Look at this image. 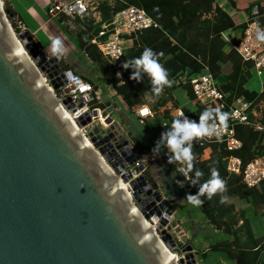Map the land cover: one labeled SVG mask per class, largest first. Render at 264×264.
<instances>
[{"label":"water","instance_id":"1","mask_svg":"<svg viewBox=\"0 0 264 264\" xmlns=\"http://www.w3.org/2000/svg\"><path fill=\"white\" fill-rule=\"evenodd\" d=\"M17 17L0 2V264H200L195 242L180 245L172 237L170 202L147 180L144 160L113 118L107 126H87L89 146L56 112L59 102L44 79L54 89L66 82L59 59L29 30L17 37ZM16 38L31 63L22 58ZM64 104L77 112L70 98ZM78 121L86 126L91 115L85 110ZM136 163L140 175L132 178ZM117 176L130 185L136 205ZM159 181L168 197L187 199L178 177ZM148 232L155 239L160 234L170 251L181 246L180 260L168 259Z\"/></svg>","mask_w":264,"mask_h":264},{"label":"trees","instance_id":"2","mask_svg":"<svg viewBox=\"0 0 264 264\" xmlns=\"http://www.w3.org/2000/svg\"><path fill=\"white\" fill-rule=\"evenodd\" d=\"M228 1L237 11L251 18L255 16L260 23H264L262 10L257 15L252 13L260 0ZM128 4L144 8L159 24V27H152L138 34L134 45L126 50L123 60L139 57L146 47L161 54L158 56V62L167 70L168 79L172 84L170 87L165 86L158 97L153 96L150 78L146 74L139 82L130 79L132 69H124L121 66L123 61L115 67L111 66L92 42L102 23H110L113 16ZM4 6L6 12L16 14L18 20L23 21L8 0H4ZM96 9L100 13L97 22H94V19L75 20L79 48L98 65L103 78L117 91L132 114H136L140 105H147L146 98L142 95L148 90L154 100L151 109L155 117L149 120L146 126L152 132L162 133L170 127L174 119L172 114L179 106L172 92L176 88H182L195 106L194 110L187 106L181 107L189 119L198 122L200 114L205 109H212L213 118L209 122L234 128L236 136L242 141V147L235 153L241 157L244 164L264 153V129L255 128L256 122L264 126V114L258 116L259 106L264 102V81L260 92L246 88V83L252 76L253 64L249 60H244L235 46L230 48L227 46L224 32L236 27V24L230 14L215 0H98ZM59 21L65 23L66 29L69 28L68 17L61 16ZM12 24L19 32L17 21H12ZM237 27L242 33L246 24ZM237 41L236 39L234 42ZM60 67L68 69L64 65ZM204 67L216 77L218 88L224 96L223 100L215 101L211 105L196 98L188 80L182 82L185 72L189 75L196 74L202 72ZM220 76H223L225 81L220 82L218 80ZM138 91L141 93V101L135 97ZM240 97L251 103L247 111L249 123L232 121L229 117L232 104ZM139 102L140 105L137 107ZM220 114L225 116L223 122L218 118ZM163 122H166V127H163ZM135 146L134 148L138 150L141 143ZM142 150L143 152L141 149L138 150L140 156L143 153L148 155L150 146L144 145ZM191 152L193 156L191 170L179 162L169 164L189 194L197 193L199 186L210 178V169L213 167L225 181L226 190L223 193L218 192L211 199L205 195L198 197L203 201L198 206L199 212L215 231L226 236L225 239L209 244L208 250L224 254L234 264H264V236L255 235L248 210L243 207L244 202L252 203L255 214H259V209H264V180L257 186L248 187L240 175L230 174L227 170L230 152L224 140L205 141L201 137L194 138L191 141ZM144 164L147 167L145 159ZM182 165L189 170L188 179L179 171ZM197 169L202 172V176L199 177L197 184L193 185L192 179ZM145 174L148 181L157 187L148 167L145 168ZM221 196L226 197L223 203L220 202Z\"/></svg>","mask_w":264,"mask_h":264},{"label":"built area","instance_id":"3","mask_svg":"<svg viewBox=\"0 0 264 264\" xmlns=\"http://www.w3.org/2000/svg\"><path fill=\"white\" fill-rule=\"evenodd\" d=\"M252 13L253 15H257L258 11L253 9ZM48 14L51 18H55L56 20L61 16H66L71 20L79 18L81 20L94 19V22L98 21L95 16L96 7L88 0H50ZM15 21H17V24H20L24 31L27 30L22 20H18L17 17ZM61 23L65 24L64 22ZM244 23L246 24L245 29L237 39L238 41L232 43V46H235L238 54L244 60L251 61L253 70L258 75L262 76L264 75V41L256 40V31L259 29L261 32H264V23H260L255 16L251 18L249 15H246ZM20 26L18 27L20 28ZM152 27H159V24L144 8L128 4L113 16L110 23H102L100 30L94 36L92 42L96 45L106 61L117 66V64L124 60L125 52L128 49V42L131 41L134 43L138 34ZM62 72L66 82L58 89H54L49 79L46 77L44 79L45 83L53 92L61 108L69 112L77 129H79L87 141H90V136L86 129L87 126H90L92 123L107 126V121L109 118H112L111 113L106 112L110 105H105L100 101L98 89L95 84L86 77L80 75L71 68L62 69ZM59 80L63 81L62 78ZM188 81L199 101L211 105L215 101L223 100L224 96L218 88V81L216 77L208 71L207 67H205L203 72L191 75ZM68 98H70L71 103H74L75 106L78 107L77 112L73 113L72 109H68L67 105L64 104V100ZM250 106L251 103L246 101L243 97L238 98L229 110L230 119L232 121L249 123L247 111ZM85 110L91 115V122L86 126H82L78 121V117L83 115ZM180 112H183L186 116L183 109L178 107L172 114L173 118H177ZM136 115L141 119H153L155 117L153 110L148 105H140L137 108ZM209 124H212L217 131L211 137L205 136L201 138L205 141H225L227 150L230 152L227 158L228 172L230 174L240 175L242 181L248 187L260 184L264 180V153L244 164L241 157L235 153L242 147V141L236 136L234 128L219 123L209 122ZM162 125L163 127L167 126L166 122H163ZM255 128L263 130L264 126L256 122ZM136 166H138V164ZM132 167H130L131 171ZM179 169H183V171L180 172L188 179L189 170L184 165ZM134 177L135 176L132 175V178ZM127 185L130 187L129 184ZM176 254L178 255L177 252Z\"/></svg>","mask_w":264,"mask_h":264},{"label":"crops","instance_id":"4","mask_svg":"<svg viewBox=\"0 0 264 264\" xmlns=\"http://www.w3.org/2000/svg\"><path fill=\"white\" fill-rule=\"evenodd\" d=\"M8 1L13 6V8L16 10V12H18V14L21 16V18L23 19V22H25V24H27L26 25L28 27L27 30H29L34 35V38L37 41H39L42 45L43 43L40 41V39H38L36 37L37 33H40L42 30H44L43 27L45 28L46 25L43 26V24H47L48 21H51L54 18H51L49 16V14L47 13L48 19H45L44 22H40L41 20L39 21V17H37V15H36V13L38 11L37 8H39V7H38V4L35 0H8ZM63 1H69V0H63ZM88 1L95 7L98 4V0H88ZM215 2L230 14V16L232 17V19L234 20V22L236 24V27L225 31L224 35H223L224 39L227 42V46L230 48V47H232V43H234V41L240 37V35H241L240 29L237 26L240 24H243L245 22V18H246L247 14L240 13L239 11H237L234 7H232L231 3L228 0H215ZM48 6H49V0H48ZM47 9H48V7H47ZM254 9H256L258 12H260L261 10L264 12V0H260L259 4L256 7H254ZM95 16H96V20L100 19V13H99L98 9H96V15ZM209 16H210V14H209ZM57 21L60 24H62L59 21V19H57ZM30 24L35 25L33 30L31 29ZM62 26H65V25L62 24ZM54 32H56V33H54V36L52 33H49V35L51 37H47V39H46V40H48V46H45L46 45L45 43H44L45 45L44 44L42 45V46L46 47L47 49H49L50 53H51V47H50L51 40L57 38L58 34H60L59 37H62L60 30L58 33H57V31H54ZM66 33H67V39H65V38L60 39L58 37L62 41L63 47L65 49V56H64V58L59 57V62H60L59 64L61 66L62 65L67 66L68 68L73 69L75 72L77 71V73L79 72L82 76L86 77L88 80L93 82L95 84L96 88L98 89L99 96H101L100 95L101 94L100 84L104 80L105 85H107L110 88L109 89V96L107 99H104V100H102L101 97H99V98H100V101H102L105 105H110V106L112 105V106L116 107V108H114V111L111 113L113 120L116 122L117 119L114 117V113L120 112L121 106L123 104L125 106H127L126 103H124L123 100H122L123 104H122V102H120L121 96L108 83V81H106L103 78V75L100 73V71L96 72L98 74L96 80L92 79L91 73L89 72V70L87 71V69L84 65H86L88 63L90 65H93L96 63L93 62V60L85 52L80 50L79 44H78L79 42L77 39L78 38L77 32L74 31L72 33V32H70V29L68 28ZM35 34H36V36H35ZM64 36H66V35L64 34ZM174 43H175V41H174ZM133 45H134L133 42H131V41L128 42V48L132 47ZM70 46H72V47H70ZM79 51H81L83 55H80L78 53ZM83 56L86 57V59ZM110 65L115 67L112 64H110ZM83 66H84V68H83ZM96 66L98 67L97 64H96ZM204 70H205V67H204ZM192 75H194V74H192ZM190 76L191 75H189L187 72H185L183 75V78H182V82L185 80H188V78ZM253 76H254V72L252 71V76L249 78L248 82L246 83V88H248L250 90H256L258 92L262 91L264 78L260 77L259 82L250 86L249 82H250V80H252ZM257 77H259V76H257ZM115 95H116L118 100H115L112 98ZM172 96H173L174 100L176 102H178L179 108H181L183 106H187L191 110L195 109L194 104L192 103L191 99L189 98V96L187 95V93L184 89L176 88L175 90H173ZM116 104H117V106H115ZM134 116L136 119H138L140 121V123H144L145 125L147 122H149V120L154 119V118L153 119H141L136 114H134ZM258 116H260V115H258ZM126 124H127V126L131 127V125L129 123H126ZM119 128L123 129L124 132L126 130L125 126H119ZM160 134H161V132L160 133H154V136L157 137V139H159ZM126 136H128V135H126ZM129 140H130V142H133V146L136 143H140L139 137L132 138V139L129 137ZM142 144H144V143H142ZM145 144L150 146V148L152 150L151 145H149L147 143H145ZM144 145H142V146H144ZM135 148H136V146H135ZM149 154L152 155L153 152L150 151ZM166 154H167V149L165 147L163 150L160 149L159 155L157 153L153 154V157H154L153 158V162H154L153 167H154L155 177H157L159 180L163 179V178H166L168 180L170 178L171 174H172V177L177 176V174L171 170L169 163L167 162ZM176 189H178V188H176ZM187 202H189V201H187ZM189 205L184 203V205L182 207H184V210L185 209L187 210L188 209L187 206H189ZM189 207L191 208L192 206H189ZM243 207H245L248 210V214L251 218V224H252V228H253L255 235L257 237L264 236V209H259V211H258L259 214H255L252 203L244 202ZM191 213H192V216H194V220L196 223H200L203 226H204V223H206V227H204V233H201V231H200V233L197 232V233H194V235H192L194 237L193 241L195 242V252H196V255L198 256L199 263L200 264H234V262L228 260L224 254L215 253V252H211L208 250L209 244H211L215 241L225 239L226 236H224L221 232L213 230L212 226L207 222V220H205L206 222L204 221V217L199 212L198 206H194L193 211ZM206 255H207V257L205 258L204 256H206Z\"/></svg>","mask_w":264,"mask_h":264},{"label":"clouds","instance_id":"5","mask_svg":"<svg viewBox=\"0 0 264 264\" xmlns=\"http://www.w3.org/2000/svg\"><path fill=\"white\" fill-rule=\"evenodd\" d=\"M256 40L264 41V32L259 29L256 31ZM50 47L53 56L62 57L65 54L62 41L58 37L51 40ZM159 55L161 54L155 53L151 48L146 47L139 57L126 59L121 65L124 69H132L129 78L137 82L141 81L143 75L146 74L150 78L151 92L154 97H158L165 86L170 87L172 84V81L168 79L167 70L158 62ZM213 111L212 109H205L200 114L198 122L189 119L183 112H180L178 117L172 120L170 127L160 134V138L155 142L152 152L159 155L161 146H164L167 149V162L169 164L179 162L187 165V168L191 170L193 159L191 141L194 138L211 137L217 131L212 124H209V120L213 118ZM218 118L223 122L225 116L220 114ZM179 171H183V169H179ZM201 176L202 172L197 169L192 184H197ZM107 183L105 182V187H107ZM225 190V181L213 167L210 169V178L199 186L197 193L186 194V197L189 203L199 206L203 203L198 198L200 195H205L208 199H211L213 195L218 192L223 193ZM225 200L226 197L221 196L220 202L223 203Z\"/></svg>","mask_w":264,"mask_h":264},{"label":"rangeland","instance_id":"6","mask_svg":"<svg viewBox=\"0 0 264 264\" xmlns=\"http://www.w3.org/2000/svg\"><path fill=\"white\" fill-rule=\"evenodd\" d=\"M2 1L4 2V0H2ZM35 1L37 2L38 7H39V8H37L38 11H37L36 15H37V17H39V21L41 20L40 22H44L45 19H48V15H47V13H48V9H47V7H48V0H35ZM49 3H50V0H49ZM4 8H5V6H4ZM240 13H243V12H240ZM24 24H25V22H24ZM26 25L27 24H25V28L27 29L28 27ZM45 25H46V27L45 28L43 27L44 30H42L40 33H37V36L35 34V36L38 39H40V41L43 44L44 43L46 44V45L44 44L45 46H48V40H46L47 37H51L49 35V33H52L53 36H54V33H56L54 31H57V33H58L59 30H60V32L62 34V37H59L60 34H58L57 37H59L60 39H63V38L67 39V33H66L67 29H66V27L65 26H62V24H60L57 20H55V18L53 20H51V21H48L47 24H43V26H45ZM18 26H20V24ZM30 26H31V29L32 30L35 27L34 24H30ZM76 27H77V22L75 20L69 19V29H70V32L73 33L74 31H76L75 30ZM12 29L14 30V32H15V34H16L17 37H19V34L24 31L23 28L20 26L19 30H21V31L20 32H17L16 29H15V27L13 26V24H12ZM64 34L66 36H64ZM39 44L41 45L40 42H39ZM70 47H72V46H70ZM42 48L45 51H47V54H52V53L49 52V49H47L46 47L42 46ZM78 53L80 55H83L81 51H79ZM64 56H65V54L62 57H60V58H64ZM84 58L86 59V57H84ZM58 59H59V57H58ZM84 66L86 67L87 71L89 70V72L91 73L92 79L93 80H96L97 75H98L96 72L97 71H100V69L96 66V64L90 65L88 63V64H86ZM84 66H83V68H84ZM253 72H254V76L252 77V80H250V82H249L250 86H252L255 83L259 82V80H260L259 78L260 77L264 78V75L260 76L254 70H253ZM257 76H259V77H257ZM100 86H101L100 87V89H101V94H100L101 95L100 96L101 99L102 100L107 99L108 96H109V89L110 88L107 85H105L104 80L101 82ZM144 96L146 98L147 105H149V106L152 107L154 105V100L152 99V96L148 92V90H145L144 95H142V97H144ZM135 97H136V99H139L140 101L142 100L141 99V93L139 91L135 94ZM112 98L115 99V100H118L117 97H116V95L113 96ZM120 100H121L120 102H122L123 99H121V97H120ZM122 104H123V102H122ZM138 105H140V102H139V104H137V107H138ZM259 111H260L259 112V115L264 114V102L260 104ZM114 117L117 119L116 122H115V129H119L120 135L125 136L128 140H129V137L131 139L132 138L139 137L141 146L138 148V150L141 149V151L143 152V150H142V147L143 146L142 145H144L145 143L151 145L152 148L155 146V142L158 140L157 137L154 136V133L155 132L153 133L151 130H149L144 123H140V121L135 118L134 114H132L129 111V109H128L127 106H125L123 104L121 106V111L114 113ZM126 123H129L131 125V127L127 126ZM119 126H125L126 127L125 132L123 131V129H120ZM126 135H128V136H126ZM142 143H144V144H142ZM131 144L133 146V142H131ZM133 147H135V144H134ZM160 149L163 150L164 149V146H162ZM150 151H152L151 148H150ZM153 154H155V152H153ZM153 154L152 155L151 154L145 155V153H143V155L141 156V158L143 160L145 159V162H147V167L151 171V173H152L151 175L153 177V180L157 184V187L156 188H159L161 190V192L163 193L164 197H166V199H168L169 202L172 203L173 206H174V208H175V213L172 216L171 221L168 223V225L171 227V229H169V231H170L172 237L174 238V240L177 242V244L184 245V244H187L189 242H194L193 241L194 239L192 238V235H194V233H197V232L200 233V231H201V233H204V227H206V223H204V226H203L202 224L195 222L194 216H192V213H191L193 211V207L194 206H193V204L187 202L188 199L170 198V197L167 196V194L165 193V190H164L161 182L159 181V179L157 177H155V172H154V167H153V164H154V162H153V158H154L153 157ZM136 165L137 164H135V166L132 167V173L133 174H136V172H135ZM147 167H145V168H147ZM143 174L147 178V175L145 174V171H143ZM147 180H148V178H147ZM129 189L132 192V190H131L130 187H129ZM142 198H145V194H142ZM132 203L134 205H136L135 199L132 200ZM184 203H186L187 205L190 204L189 206H192V207L190 208L189 206H187L188 209L187 210L186 209L184 210V207H182L184 205ZM205 220L206 219L204 218V221ZM158 235H160V234H158ZM172 252L174 254L176 252L178 253L179 260L183 256V253L181 252V246H178V247L174 248L172 250ZM177 262H178V260H177ZM178 264H179V262H178Z\"/></svg>","mask_w":264,"mask_h":264},{"label":"bare ground","instance_id":"7","mask_svg":"<svg viewBox=\"0 0 264 264\" xmlns=\"http://www.w3.org/2000/svg\"><path fill=\"white\" fill-rule=\"evenodd\" d=\"M0 2H1V0H0ZM8 28H9V27H8ZM15 43H16V44L18 45V47H19V50H20V53H21L22 58H24V60L26 59L28 62L31 63L32 61H31L30 55H29L28 51L25 49L24 45L21 44L20 41L18 42V41H17V38L15 39ZM41 83H42V82H41ZM56 112H57L60 116L64 117L66 120H68V122L70 123V126L75 130V127H74L75 124H74V121L72 120V117H71V115L69 114V112H67V111H65L63 108H61L60 105H59L58 109L56 110ZM73 124H74V125H73ZM76 128H77V127H76ZM78 130H79V129H78ZM77 133H80V131H77ZM86 142L88 143L89 146H91V143H90L89 141H86ZM96 154H97V153H96ZM96 156H98V154H97ZM98 158H100V159L102 160L101 162H103V163L101 164L102 167H103L104 169H106V171H108V172L111 173L110 170H112V169H111L110 166L107 165V163L105 162V160H103V158L100 157V156H98ZM134 165H135V164H134ZM134 165H132V166H134ZM112 171H113V170H112ZM113 172H114V171H113ZM131 172H132V171H131ZM135 172H136V174H133V173H132V175L135 176L134 178H138V176L140 175V173H139L140 171H139V169H138V166H136V168H135ZM111 174H112V173H111ZM117 178L120 179V177H118V176H117ZM120 188H121L122 190L126 191L125 193H126V197H127L128 199H130V200L135 199V198L133 197V195H132L130 189H129V186H128L126 183H124L122 179H120ZM166 211H167V213H168L170 216H173V215H174V213H175V208H174V206H173L172 203H170V205H169V207L166 209ZM134 212L137 213V214H140L139 210L136 209V208H134ZM148 222H150L149 224H150V226H151L152 228H156L157 220L152 219V220H150V221H148ZM148 233H149V234L155 239V235H154L152 232H148ZM158 240H159V241H158ZM155 241L158 242L161 251H162L163 253H167V254H168V259H173L174 262H177V260L179 261V257H178V255H177L176 253L174 254L172 251H170V250L167 248V246L164 244V242L160 239L159 235H158V239H155ZM158 244H157V245H158Z\"/></svg>","mask_w":264,"mask_h":264}]
</instances>
